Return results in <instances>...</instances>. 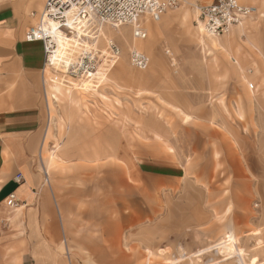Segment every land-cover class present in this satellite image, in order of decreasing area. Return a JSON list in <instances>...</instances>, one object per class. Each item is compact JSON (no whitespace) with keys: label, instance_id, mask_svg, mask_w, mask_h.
Returning <instances> with one entry per match:
<instances>
[{"label":"rangeland","instance_id":"obj_1","mask_svg":"<svg viewBox=\"0 0 264 264\" xmlns=\"http://www.w3.org/2000/svg\"><path fill=\"white\" fill-rule=\"evenodd\" d=\"M36 1L28 2V13H37ZM210 1L185 0L167 11L142 40H149L147 50L134 45L132 25L103 26L120 55L107 65L99 52L105 40L90 42L102 78L77 86L89 81L96 91L71 88L68 97L48 85L43 71L42 145L33 166L60 236L56 264H264V0H240L256 11L214 39L199 32L192 6ZM133 46L148 55L147 68L131 64ZM48 67L65 83L82 75L71 64ZM51 151L61 157L53 168ZM148 158L183 164L184 176L140 172ZM110 175L118 214L108 211V198H90L78 205H96L99 220L72 224L76 208L62 185L105 197ZM16 207L0 201V264H19L27 244L24 211ZM114 219L113 236L101 233ZM222 229L233 231L243 257L218 242ZM40 232L48 238L41 226Z\"/></svg>","mask_w":264,"mask_h":264},{"label":"crops","instance_id":"obj_2","mask_svg":"<svg viewBox=\"0 0 264 264\" xmlns=\"http://www.w3.org/2000/svg\"><path fill=\"white\" fill-rule=\"evenodd\" d=\"M29 1L32 0H0V175H5L0 182V201L5 202L7 194L13 192L19 205L15 209L24 211V225L28 234L25 239L27 244L20 255L19 264H56L57 253L59 252L56 247L59 246L57 244L60 242V236L56 229L57 225L53 224L52 221V223L50 222L53 216L49 214V209L44 203V198L49 200L50 196L47 193L43 200L41 197V188L45 186L42 175L33 166L36 154L40 151L42 145V125L44 124L42 88L44 81L43 71L46 65L45 53L41 40H27L25 37L27 29L37 25L38 22L33 23V21L35 20L36 22V18L39 20V13L44 4L42 0H37L36 3L31 2V4L36 6L34 9L38 11L37 13L31 11L30 13H34V15H30L28 13ZM239 2L241 1L239 0ZM144 19L145 26H142L147 30V36V32H150L153 26L157 27L155 25L157 21L147 17ZM102 34L105 37L103 32ZM142 40H145V38L140 40L134 38L133 43L139 48L143 47L147 50L149 48V40L147 39L144 44ZM45 71L47 72L45 74L46 78L50 79L52 76L49 74V69ZM251 71L252 69H248V72ZM250 76L255 79L254 74ZM100 78L102 77L99 76ZM46 81L49 86L53 87L54 85L56 89L53 81ZM71 88L77 89V91H90L80 86ZM56 90L64 95L71 92V90L67 92L63 88ZM51 96L57 98V93L51 94ZM70 96L71 94L68 97ZM166 154L167 157L171 156L169 153ZM59 160H61V157L51 151L48 158V166L55 167L60 163ZM141 161L142 170L140 172L144 174L168 180L184 176L185 167L183 164L178 167L175 163L152 158L142 159ZM155 163H158L157 166ZM149 169L156 170L158 173L146 171ZM16 173L22 174L20 180L15 179ZM44 179L49 182L48 176H45ZM113 181V175H110L109 185H111L112 189L104 194L105 197H103L102 193L80 192L78 187L62 185L61 188L66 191L65 194L67 195L69 206L76 208V217L70 212V215L74 218L72 224H77L79 219L99 220L96 205L90 206L84 203L83 206L78 205L80 201L86 203L90 198L92 201L96 200L95 203L100 204L103 198H108L110 200L108 211L111 210V213L116 211L118 214L119 207L118 205L114 206V200H118V192L114 193ZM71 203H75V205ZM53 215L56 216V214ZM111 217L113 218L112 214ZM116 221L114 219L109 224L103 225L100 229L101 233L113 236L115 223L117 227L119 224ZM96 224L97 222H94V225ZM40 226L48 234V238L41 234ZM51 227H55L57 232L53 233V228ZM236 241V236L231 229L225 231L222 229L218 242H222L224 246L232 245L233 249L232 247L230 248L233 253L235 252L239 254L238 256L243 257V250L237 246ZM215 244L212 247L217 251L219 247ZM85 252L86 250L83 253L81 252V255L83 254L86 257L87 254ZM237 261L240 263L239 259Z\"/></svg>","mask_w":264,"mask_h":264},{"label":"built area","instance_id":"obj_3","mask_svg":"<svg viewBox=\"0 0 264 264\" xmlns=\"http://www.w3.org/2000/svg\"><path fill=\"white\" fill-rule=\"evenodd\" d=\"M183 1L185 0H46L44 12L61 15L72 6L74 7L73 16L76 20L92 21L86 23L87 25H95L96 21L112 26L130 24L133 26V36L144 38L146 30L140 24L142 19L147 17L154 21L159 20L168 10L181 6ZM52 3L59 9V12L50 11ZM192 6L198 10L197 17L202 23L204 32L211 36L228 32L232 26L241 23L245 17L256 11L254 6L241 3L238 0H211L207 3H195ZM195 23L198 24L197 19ZM29 29L25 34L26 39L41 40L47 58L44 38H40L33 30ZM106 46L107 51L110 52V60L116 61L120 53L118 46L113 40H109ZM129 59L131 64L138 69H145L149 64L148 55L134 47L129 49ZM99 62L100 57L97 51L89 50L80 55L77 64L71 63V68H75V71L79 70L83 74L85 71L96 69ZM107 63L110 64L111 62ZM14 177L20 180L22 174L16 173ZM5 204L9 207L18 204L13 192L7 194Z\"/></svg>","mask_w":264,"mask_h":264},{"label":"bare ground","instance_id":"obj_4","mask_svg":"<svg viewBox=\"0 0 264 264\" xmlns=\"http://www.w3.org/2000/svg\"><path fill=\"white\" fill-rule=\"evenodd\" d=\"M50 11H54V13H57L59 12V9H57L55 5L52 3L50 6ZM73 11H74V7L71 6L69 9H66V11L63 12V14L57 15V14H52V12L49 13L44 12V6H43L42 10L39 13V20L37 25L32 26L33 28L29 29V30H33L35 34L40 38H44V41L46 43L45 51L47 52L46 53L47 58L45 55V62H46L45 64L47 66L45 67L44 70L50 68L48 67V65L55 67L57 69H62L63 71L66 70V68L71 64V62H73L77 58V55H81L82 53L85 54L89 50L91 51V47H90L91 44L94 43L95 45L96 41H98L97 38L100 36L102 39L105 40V47H103V49H99L100 56L105 63L109 61L111 62L110 64L107 63V65H112L113 62L112 60H110L111 59L109 55L110 52L107 51L106 45L109 40H113V39L110 37L109 38L103 37L101 32L103 26L109 24L96 21L95 25L92 24L87 25L86 23L92 21H85L79 19L76 20L75 17L73 16ZM195 13H196L195 20L197 19V23H198L197 27L200 33L205 34L209 37L224 36L225 34L229 33L230 29L228 32L224 33V35L221 34V35L211 36L209 34H206L202 28V23L198 20L197 17L198 10L195 9ZM30 15H34V13H30ZM63 15H65V17L61 18V16ZM121 25H130V24H121ZM118 26L120 25H114L113 27L116 28ZM134 38H138V37H134ZM144 38H138V39H144ZM119 52H120V48H119ZM102 73H103V68L101 67L100 64L97 69H94L92 71L90 70L85 71V73L80 75L81 78L80 80H78V82H75L71 79H67L66 80L67 83H65L64 80H60V79L58 80L56 77H51L50 79L47 78L46 80L53 81L56 85V89L63 88L65 91L68 92L71 87H78L76 84L81 83L83 80L86 79L96 80L97 77L99 78L100 74ZM248 85L253 86L252 83H249ZM80 87L85 90L95 91V88H92V84L89 81H85L84 83L81 84ZM17 205L18 204H16V206Z\"/></svg>","mask_w":264,"mask_h":264}]
</instances>
